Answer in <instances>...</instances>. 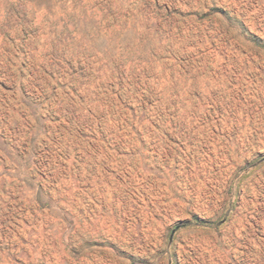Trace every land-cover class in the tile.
Wrapping results in <instances>:
<instances>
[{
  "label": "rangeland",
  "instance_id": "rangeland-1",
  "mask_svg": "<svg viewBox=\"0 0 264 264\" xmlns=\"http://www.w3.org/2000/svg\"><path fill=\"white\" fill-rule=\"evenodd\" d=\"M0 264H264V0H0Z\"/></svg>",
  "mask_w": 264,
  "mask_h": 264
}]
</instances>
